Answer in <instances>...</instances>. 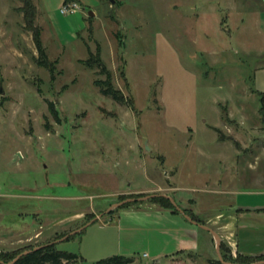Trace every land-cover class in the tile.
<instances>
[{"label": "rangeland", "instance_id": "obj_1", "mask_svg": "<svg viewBox=\"0 0 264 264\" xmlns=\"http://www.w3.org/2000/svg\"><path fill=\"white\" fill-rule=\"evenodd\" d=\"M101 1L82 0L76 13L62 15V0H33L42 45L56 62L52 80L36 62L21 3L0 0V251L54 242L78 256L72 264L115 256L131 264H211L222 260L223 244L236 258L228 240L207 232L203 243L196 227L170 219L147 197L165 194L175 169L172 183L185 188L173 194L176 206L179 197L196 200L202 219L224 208L211 191L237 161L227 157L233 131H259L255 112L243 133L227 109L245 106L249 87L251 108L263 103L262 0ZM237 7L240 23L232 21ZM87 47H100L113 88L133 108L100 93L95 81L106 76L83 65ZM122 196L117 204L143 200L113 209Z\"/></svg>", "mask_w": 264, "mask_h": 264}, {"label": "crops", "instance_id": "obj_2", "mask_svg": "<svg viewBox=\"0 0 264 264\" xmlns=\"http://www.w3.org/2000/svg\"><path fill=\"white\" fill-rule=\"evenodd\" d=\"M75 2L83 5L82 0H76ZM249 4L252 6L251 2H249ZM259 4V19L256 26H258L259 32L264 33V0ZM242 10L243 8L238 7L234 9V14L236 11L237 14L232 18V21L236 19L238 20V23L244 21V19H242ZM238 26L239 25H236L235 28L233 27L231 30L236 32L239 29ZM244 50H246V54L249 53L250 55V52H247L249 51V47ZM258 53H260L259 57L262 58L261 54H264V48L263 51H258ZM259 63L264 64V56L261 60L259 59L257 64ZM261 81L264 82V76H262ZM258 90V93L263 95V103L261 107H258L259 109H252L250 106V95L255 94L251 91L250 87L246 89L247 103L245 106L244 104H237L233 109H227L228 118L232 121V125L240 128L243 133L248 132V130L245 129V122H249L251 112H255L259 124V131H254L257 136H251L249 133H235L234 131V134H232V131H229L233 138V141L230 140L233 145L231 148V155L213 154L210 157L212 159L215 158L216 160L218 158H225L226 156L233 160L237 159L229 174L226 175L221 173L216 176L217 178L215 177L216 190L211 191L221 197L222 202L220 201V204L224 208L220 209L215 214V217L211 216L207 219H202L200 214L198 215V213L193 210L196 205V200H186L184 197H179V201L182 204L178 205V214H173L169 210L161 209L166 213L164 215H168L172 220L175 218H182L186 225L185 228L189 227V224L196 227L201 235L200 238L203 239V243L206 240L203 233L207 234L208 231L201 228L199 226L200 224L194 222L190 217L185 215V213H191L200 221L204 222V224L214 226L218 231V238L220 241L228 240L230 248L232 247L231 251L243 256H257L264 254V84L261 85ZM235 117L237 119H235ZM216 128L218 129V127ZM234 142H237L240 146L236 147ZM166 174L167 172H165V175ZM169 174L170 175L167 174V179L170 181L169 187L165 189L166 193L161 196L172 199L176 204L173 194L182 192L185 188L181 185H177L176 182L172 183V180L175 179L177 175L175 169L171 170ZM204 180L205 179H202L200 184L203 183ZM222 180L224 181L223 185H221ZM179 183H181V181ZM203 188L201 187L199 192H204L205 190ZM211 229L213 230V227ZM193 236L194 239L197 240V232L193 233ZM212 238L213 237L211 236V239ZM194 250V246L190 245L189 247L188 245L187 251L192 252Z\"/></svg>", "mask_w": 264, "mask_h": 264}, {"label": "trees", "instance_id": "obj_3", "mask_svg": "<svg viewBox=\"0 0 264 264\" xmlns=\"http://www.w3.org/2000/svg\"><path fill=\"white\" fill-rule=\"evenodd\" d=\"M21 3V8L19 9L21 13L23 14L24 23H25V29L26 31L30 32L32 34V40L35 45L36 51L38 52V56L36 57V62L39 66L45 68L49 73L51 74V79H54V70H55V63L56 62H50L47 54L45 52V49L42 45L41 41V31L38 26L35 25V20L37 17V8L33 2V0H18ZM76 0H63V4L68 3H76ZM102 1H108V0H102ZM88 21L91 23L92 18H88ZM118 36V35H117ZM120 44L123 46V38L119 37ZM88 49V58L83 61V65L90 69H97L98 73L101 75L106 76L105 81L97 80L95 81V85L98 87L100 93L103 96L111 97L113 100L119 102V103H127L131 108H133L132 102H126L124 96L119 91L115 90L111 84V74L107 70L106 65L104 64L103 60L101 59V50L100 47H97V50L95 53L91 52V50ZM48 108L50 111V114L52 118L59 122V116L58 112L54 107V103L50 102L48 104ZM126 197H119L116 200V204L124 201ZM136 200V199H135ZM155 205L159 206V209L162 210H169L173 214H178V206L171 203V201L164 197V196H153L149 200ZM132 204H137V200L134 201V203H125L123 206H121L119 209L128 208ZM176 206V207H175ZM115 210H113L110 214H113ZM188 217H190L194 222L203 225L204 222L200 221L196 216H194L191 213H185ZM86 217V216H85ZM88 220H86V224L90 221H93L95 219L94 216L87 217ZM84 225V224H83ZM82 225V226H83ZM81 226V227H82ZM71 237H69L67 240H69ZM213 239V238H212ZM66 240V241H67ZM214 241V240H213ZM19 250H13V251H0V264H72L76 263L78 261V256L72 253L59 251L56 249V244L50 243L44 246L39 247H19ZM26 254H23L25 253ZM221 256L222 260L218 259L215 262H211V264H264V254L260 256L258 260H252V257H242L241 255H238L236 258H233L230 254L229 249L225 248L223 244H221ZM23 254V255H22ZM21 255V256H20ZM20 256L19 258H17ZM133 262V259L125 258L123 256H115L107 261H103L99 264H131Z\"/></svg>", "mask_w": 264, "mask_h": 264}, {"label": "built area", "instance_id": "obj_4", "mask_svg": "<svg viewBox=\"0 0 264 264\" xmlns=\"http://www.w3.org/2000/svg\"><path fill=\"white\" fill-rule=\"evenodd\" d=\"M79 10V6L76 3L62 4L60 8V13L62 15L74 14Z\"/></svg>", "mask_w": 264, "mask_h": 264}, {"label": "water", "instance_id": "obj_5", "mask_svg": "<svg viewBox=\"0 0 264 264\" xmlns=\"http://www.w3.org/2000/svg\"><path fill=\"white\" fill-rule=\"evenodd\" d=\"M90 13V12H89ZM151 197H153V196H151ZM151 197H147V198H151ZM147 198H145V199H147ZM170 201H171V203H173L174 205H175V203H174V201L172 200V199H170V198H168ZM137 200H143V199H137ZM134 201H136V200H128V201H125V202H122V203H120V204H117L113 209H116V208H119V207H121V206H123L125 203H127V202H134ZM113 209H111V210H113ZM110 211V210H109ZM191 221V220H190ZM201 228H203L204 230H206V231H208V232H210L215 238L216 237H218L217 236V234L211 229V228H209V227H206V226H201V225H199ZM75 234V233H74ZM216 244H217V248H218V242H216ZM23 254H26V253H23ZM22 254V255H23ZM21 256V255H20ZM19 256V257H20ZM18 257V258H19ZM222 263H224V262H222ZM225 264H228V263H225Z\"/></svg>", "mask_w": 264, "mask_h": 264}]
</instances>
